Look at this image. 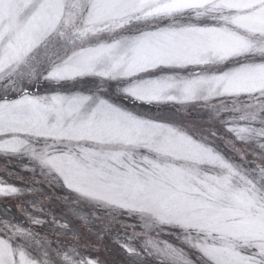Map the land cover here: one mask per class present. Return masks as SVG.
I'll list each match as a JSON object with an SVG mask.
<instances>
[{"label":"snow or ice","instance_id":"snow-or-ice-1","mask_svg":"<svg viewBox=\"0 0 264 264\" xmlns=\"http://www.w3.org/2000/svg\"><path fill=\"white\" fill-rule=\"evenodd\" d=\"M0 264H264V0H0Z\"/></svg>","mask_w":264,"mask_h":264},{"label":"trees","instance_id":"trees-1","mask_svg":"<svg viewBox=\"0 0 264 264\" xmlns=\"http://www.w3.org/2000/svg\"><path fill=\"white\" fill-rule=\"evenodd\" d=\"M191 116H192L193 119H196L197 116H198V114H197L196 112H193V113L191 114Z\"/></svg>","mask_w":264,"mask_h":264}]
</instances>
